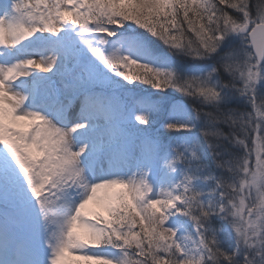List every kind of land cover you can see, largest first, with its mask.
<instances>
[{"label": "snow or ice", "instance_id": "1", "mask_svg": "<svg viewBox=\"0 0 264 264\" xmlns=\"http://www.w3.org/2000/svg\"><path fill=\"white\" fill-rule=\"evenodd\" d=\"M0 264H264V0H0Z\"/></svg>", "mask_w": 264, "mask_h": 264}]
</instances>
